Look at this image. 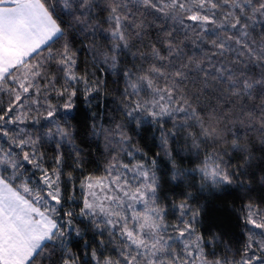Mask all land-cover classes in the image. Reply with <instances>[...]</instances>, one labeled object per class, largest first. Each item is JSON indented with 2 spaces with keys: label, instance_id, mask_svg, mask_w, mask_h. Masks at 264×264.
Masks as SVG:
<instances>
[{
  "label": "snow or ice",
  "instance_id": "snow-or-ice-1",
  "mask_svg": "<svg viewBox=\"0 0 264 264\" xmlns=\"http://www.w3.org/2000/svg\"><path fill=\"white\" fill-rule=\"evenodd\" d=\"M0 94V264H264V202L223 251L194 203L264 186V0H0Z\"/></svg>",
  "mask_w": 264,
  "mask_h": 264
},
{
  "label": "trees",
  "instance_id": "trees-1",
  "mask_svg": "<svg viewBox=\"0 0 264 264\" xmlns=\"http://www.w3.org/2000/svg\"><path fill=\"white\" fill-rule=\"evenodd\" d=\"M80 70H85L84 54H80ZM9 97L4 94H0V106L7 108ZM78 111L81 113L80 122L83 124L86 120V110L82 105L78 103ZM0 140H3L0 137ZM143 144L145 150L149 151L150 154H154L157 151L155 142L150 139V132L146 131L143 136ZM51 155V153H50ZM69 167L65 168V171H70L71 160L68 161ZM264 167V165H262ZM105 169V157L102 152L94 149L89 151L85 167L82 170H76L73 172L76 187L73 189L72 185L69 184L66 187L65 198L68 195L76 197L80 196L81 189L79 183L84 177L89 175L102 176L104 175ZM162 173H158L161 175ZM39 175V173H37ZM185 186L179 187L172 183L162 181L161 195L164 200H167L168 204L171 205L172 199L180 197L184 192ZM251 197L257 201L264 202V186L259 184H253L252 190L245 196L240 189L229 188L223 192H213L211 194H201L194 202L196 206H203V214L201 216V223L199 224L200 233L205 236L211 234H217L221 237L220 244L218 245L217 251H223L224 244H229L232 248H239L242 242L246 239L245 225L242 214V209L247 203V198ZM73 207L78 206L81 201L76 199L69 202ZM78 210V207H77ZM174 209H169L168 221L175 223L177 215L174 214Z\"/></svg>",
  "mask_w": 264,
  "mask_h": 264
},
{
  "label": "rangeland",
  "instance_id": "rangeland-1",
  "mask_svg": "<svg viewBox=\"0 0 264 264\" xmlns=\"http://www.w3.org/2000/svg\"><path fill=\"white\" fill-rule=\"evenodd\" d=\"M97 191H99V190H97Z\"/></svg>",
  "mask_w": 264,
  "mask_h": 264
}]
</instances>
